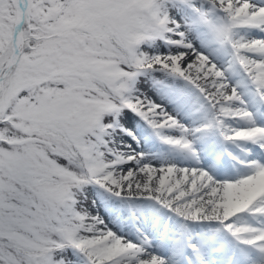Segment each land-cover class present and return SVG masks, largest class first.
Returning a JSON list of instances; mask_svg holds the SVG:
<instances>
[{
	"label": "snow or ice",
	"instance_id": "6c2138e0",
	"mask_svg": "<svg viewBox=\"0 0 264 264\" xmlns=\"http://www.w3.org/2000/svg\"><path fill=\"white\" fill-rule=\"evenodd\" d=\"M0 264H264V0H0Z\"/></svg>",
	"mask_w": 264,
	"mask_h": 264
}]
</instances>
